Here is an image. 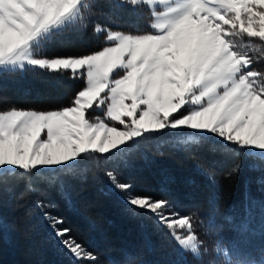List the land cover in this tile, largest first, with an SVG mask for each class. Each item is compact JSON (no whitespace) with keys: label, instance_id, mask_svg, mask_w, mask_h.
I'll list each match as a JSON object with an SVG mask.
<instances>
[{"label":"snow or ice","instance_id":"obj_1","mask_svg":"<svg viewBox=\"0 0 264 264\" xmlns=\"http://www.w3.org/2000/svg\"><path fill=\"white\" fill-rule=\"evenodd\" d=\"M111 5L134 12L146 8L148 30L95 23L93 18L108 17L105 7ZM90 22L93 36L104 35L99 50L47 55L57 37L83 34ZM254 40L264 45V0H0V76L68 73V79L83 82L59 109L0 107V175L24 180L23 196L36 191L33 178L47 177L55 185L61 173L87 159L125 160L141 140L164 136L177 150L255 153L264 165V71L241 51ZM97 110L102 116L94 115ZM193 167L216 183L212 168L199 160ZM239 168L234 165L229 175ZM104 175L127 214L150 219L182 253L199 259L208 252L195 232V211L182 214L168 199L141 194L112 170ZM59 190L67 197L63 181ZM36 207L59 250L75 264H99L70 228L60 227L63 218L44 211L55 207L52 202L37 201ZM122 264L138 261L125 254ZM227 264L257 262L229 258Z\"/></svg>","mask_w":264,"mask_h":264},{"label":"trees","instance_id":"obj_2","mask_svg":"<svg viewBox=\"0 0 264 264\" xmlns=\"http://www.w3.org/2000/svg\"><path fill=\"white\" fill-rule=\"evenodd\" d=\"M105 11L108 17L93 18L95 23L125 31L134 30V26L148 30L151 17L146 8L134 12L111 5ZM112 20L118 23L112 24ZM93 29L90 22L83 34L57 37L48 46L47 55L79 56L99 50L104 35L93 36ZM251 45L261 48L248 51L253 67L264 71V62H256L264 57V45L255 40ZM68 75L49 78L46 73L29 71L23 77L0 76V107L50 110L68 106L83 86ZM167 140L166 136L143 139L125 160L87 159L72 172L61 173L55 185H49L47 177L33 178L36 191L23 196L24 180L0 175V264H75L71 255L59 250L37 201L55 205L44 211L63 218L60 227L70 228V235L93 252L99 264H122L125 254L134 256L138 264H227L229 258L257 264L264 261V185L259 183L264 179V165L259 157L255 153L212 155L207 150H177ZM193 160L212 168L215 184L193 167ZM236 164L239 172L229 175ZM104 170L114 171L141 194L170 200L182 214L195 211V232L208 252L199 259L182 253L150 219L127 214L118 194L109 193ZM59 181L64 182L67 197L59 190ZM224 250L229 257L223 255Z\"/></svg>","mask_w":264,"mask_h":264},{"label":"rangeland","instance_id":"obj_3","mask_svg":"<svg viewBox=\"0 0 264 264\" xmlns=\"http://www.w3.org/2000/svg\"><path fill=\"white\" fill-rule=\"evenodd\" d=\"M149 12V11H148ZM245 39H247V38H245ZM256 47H253L252 45L250 46V48H242L241 49V51H254V50H257V51H261V48L258 46V45H255ZM259 48H260V50H259ZM256 51V52H257ZM94 115H101L102 116V113H100L99 112V110H97L95 113H94ZM109 123H111V122H109ZM117 127H120L119 125H116ZM261 264V263H260Z\"/></svg>","mask_w":264,"mask_h":264}]
</instances>
